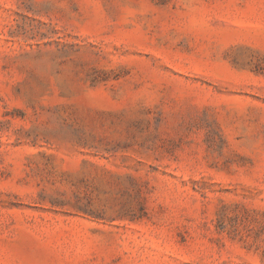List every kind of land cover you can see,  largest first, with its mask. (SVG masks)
I'll return each mask as SVG.
<instances>
[{"label":"rangeland","instance_id":"obj_1","mask_svg":"<svg viewBox=\"0 0 264 264\" xmlns=\"http://www.w3.org/2000/svg\"><path fill=\"white\" fill-rule=\"evenodd\" d=\"M0 264H264V0H0Z\"/></svg>","mask_w":264,"mask_h":264}]
</instances>
